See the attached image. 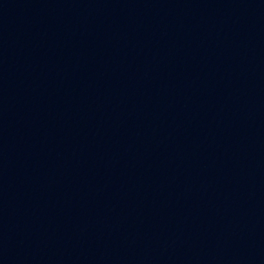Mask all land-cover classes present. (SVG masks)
<instances>
[{"label":"water","instance_id":"obj_1","mask_svg":"<svg viewBox=\"0 0 264 264\" xmlns=\"http://www.w3.org/2000/svg\"><path fill=\"white\" fill-rule=\"evenodd\" d=\"M198 264H264V0H235L225 121Z\"/></svg>","mask_w":264,"mask_h":264}]
</instances>
